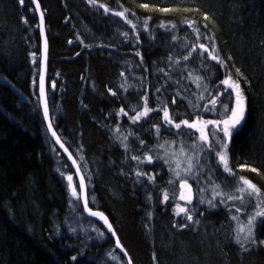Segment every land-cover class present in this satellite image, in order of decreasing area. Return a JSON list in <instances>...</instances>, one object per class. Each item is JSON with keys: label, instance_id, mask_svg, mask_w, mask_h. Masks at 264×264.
<instances>
[{"label": "trees", "instance_id": "trees-1", "mask_svg": "<svg viewBox=\"0 0 264 264\" xmlns=\"http://www.w3.org/2000/svg\"><path fill=\"white\" fill-rule=\"evenodd\" d=\"M39 2L48 23L49 83L52 80L56 82L54 92L51 90V110L69 123L74 134L81 128L91 153L102 159L91 161L90 196L104 205L134 264H152V250L156 249V245L159 264H264V247L259 245L260 241H264L262 223L255 233L256 245L242 251L239 245L229 243L222 236L221 227L229 222L223 208L216 211L202 208L199 211L204 213L203 217L195 216L201 220V226L180 231L173 230L174 220L179 224L181 219L174 217L170 202L168 205L155 204L157 207L151 219L146 212L139 211V203L144 201L140 191L147 190V185L134 186L131 167L123 166L118 157L111 159L107 165V158L112 157L108 152L109 141L104 135L106 119L101 112L106 107L105 102L111 98L122 99L128 115H134L129 110L130 105L141 104L143 91L137 94L135 88H130L124 93L118 87L123 82L119 73L125 72L129 84H135L141 76H149L148 83L152 86L161 83L162 78L154 74L152 62L166 68L167 65L160 61L169 54H186V50L178 43L169 47L166 42H170V36L158 30L157 26L175 22L179 31L174 34L180 38L187 36L194 42L190 29L181 23L185 17L194 19L201 25L202 34L205 31L207 34L214 33L212 43L218 45L220 56L227 62V69H224L210 59L206 60L210 72L215 73L213 81L218 84L225 78L224 73L230 72L234 79H239L247 97L244 126L234 134L229 146L230 165L237 177L243 175L264 189V0H186L184 3L177 0H98L112 11L122 10V5L141 21L151 17L149 29L155 33L154 44H149L143 31L140 36L143 47L139 49L122 42V39L120 42L112 41L116 45L113 49L123 43L126 48L130 45L129 49L121 50L126 57L137 50L143 53L147 73L136 67L130 69L125 63L138 64V57L133 56L134 60L130 61L114 56L112 51L98 49L94 42L96 37L116 39L115 34L107 33L108 23L111 22L103 9H94L86 0ZM144 3L149 5V9L139 7ZM159 7L179 8L180 11L161 13L154 10ZM186 8L192 11L185 12ZM23 13H28L26 19L21 18ZM205 13L208 21L203 20ZM34 17L36 14L29 0H24L23 5L18 0H0V79L6 80L0 83V264H100L102 258L110 259L106 253L114 249L110 236L98 240L67 234L66 219L71 218V205L65 204L64 190L52 170L51 160L54 162L57 152L40 129L41 123L39 125L37 121L39 113L35 111L38 104L35 96L31 95V91L35 90L37 96L32 82L33 79L38 80V75L34 74L39 72V60L34 65L30 53L36 51L38 58L40 55L39 33L32 22ZM66 17L69 18L67 22ZM113 19L111 24L119 26L121 32L132 34L130 26L121 18L114 16ZM129 19L136 22L131 15ZM204 23L208 25L207 30L202 26ZM87 33H91L90 36ZM69 40L73 43L69 44ZM200 42H206L203 36ZM85 45L93 46L86 48ZM81 48L83 52H80ZM90 53L94 86L84 88L80 75ZM198 63L190 61L189 67L194 70V75L199 74L207 80L210 73L200 69ZM236 69L242 76L237 74ZM174 78L179 79V76ZM182 86L187 89L185 94L189 98L199 91L187 79L182 81ZM108 88L117 91L115 98L108 93ZM147 91L149 105L156 104L155 96L159 94L155 93L154 87H149ZM174 94L170 84L164 97L170 104L171 112H182L188 120H193L187 102L177 98L176 104L171 103ZM203 118L218 117L206 114ZM133 165L136 166L135 162ZM163 165L162 161H154L151 165H143L142 171L156 173L159 169L170 177L168 168L165 165L163 168ZM240 165L245 167L241 169ZM100 166L103 169H98ZM252 168L257 171H251ZM121 170L128 175H121ZM155 189L152 193L157 192L158 188ZM92 204L96 207L94 201ZM80 215L90 223L82 210ZM85 251L86 258H81L80 253ZM74 255L77 256L76 262L71 260ZM114 255L126 264L116 251Z\"/></svg>", "mask_w": 264, "mask_h": 264}, {"label": "snow or ice", "instance_id": "snow-or-ice-1", "mask_svg": "<svg viewBox=\"0 0 264 264\" xmlns=\"http://www.w3.org/2000/svg\"><path fill=\"white\" fill-rule=\"evenodd\" d=\"M18 2L23 5L24 0H18ZM177 2L184 3L186 0H177ZM30 3L35 6L34 11L39 15V22L36 27L39 29L40 36L43 37L42 59L38 58L36 51L31 52L30 56L34 65L38 63V60L39 63L46 65L48 40L45 35V13L41 10L39 0H30ZM86 3L94 9H103L105 14L111 13L115 17L121 18L124 23L130 26L131 35L128 31H116L115 35L120 37L122 42H127L137 49L143 47V41L140 39L141 31L146 34V39L149 44H154L156 42L154 31L149 29V20L151 17L141 21L139 17H136L134 12H131L128 8H124L122 5V10L112 11L106 4L98 3V0H86ZM139 7L149 9L147 3L140 4ZM154 10L161 13L180 11L179 8L170 7H159ZM184 11H192V9L186 8ZM129 15L133 16L136 22H134L133 19H129ZM68 19L69 18L66 17L65 22H67ZM203 20H209L207 13L204 14ZM181 23L190 29L192 36L195 37L194 42L189 40L187 36L180 38L174 34L179 31L175 22L170 21L161 23L157 26V29L163 30L170 36V42H166L169 47H175L178 43L182 49L186 50V54L178 56L169 54L166 59L160 61V63L167 65L166 68L158 67L157 62H152L154 74L162 78V82L155 86L146 83L145 76L139 77L135 84H129L125 72L121 71L119 76L123 79V82L118 85L119 89L127 93L130 88H135L137 94L143 91V95L140 96L141 104L139 106L130 105L129 110L134 112V115L129 116L128 111H126L123 106L115 112L117 117L121 115L126 116L133 125L139 124L142 120L147 121L150 113L162 112V125L164 130L173 132L178 139L158 142L156 145L149 147L142 155H130L131 148L128 143L130 136H134L141 148L145 146V141L129 129L122 130L119 124L110 130L115 140H117L119 145L124 149V162L128 160L135 162L136 166L131 173L135 176L134 186L145 187L147 185L154 188L157 187V173L142 171L143 165H151L154 161H163V164L168 166L170 178L167 184L172 187L178 184V192L173 191L170 193L168 189L161 188L162 200L160 203L161 205H168L169 202L174 204L172 213L174 217H179L181 222L177 224L174 220L172 224L173 228L184 230L189 227L201 226V220L199 218L194 219V216L203 217L204 215L203 212L199 211V205H204L206 211H214L218 208H223L228 214L229 222L233 225L231 229V239L235 244L239 245L242 251H248L250 247L255 246L257 243L255 236L257 223L260 222L264 224V189L243 175L237 177L230 165L229 154V146L232 138L234 134L238 133L243 128L246 120L247 97L241 88L239 79H234L230 72L226 71L224 73L225 78L220 80L218 84L213 81L212 77L215 73H211L210 69L207 67V59L215 62L217 67L227 69V62L220 56L219 49L215 43H212L215 39L214 33L207 34L205 31V33L202 34L201 25L194 19L185 17L182 19ZM202 26L207 30V23H204ZM202 36L205 38L206 42H200ZM80 42L82 43V41ZM68 43L71 44L73 41L69 40ZM92 46L93 45H85L86 48ZM100 47H105V45L101 44ZM77 55H79V53H77ZM133 55L139 58V63L133 65L125 61L128 67L130 69L136 67L147 73L148 69L144 64L143 53L137 50ZM229 59H231V57H229ZM190 61L193 63L198 61V67L210 73L207 80L199 74L194 75V70L189 67ZM182 64L183 67H181ZM236 72L238 75L242 76L239 69H236ZM34 75H38L37 100L43 104V117L48 121L47 129L51 132V136L55 138V142L59 144L65 152H68L65 144L61 142L57 131L53 130V121L50 119V109L45 88V73L41 70ZM57 75H59V73H57ZM177 75L179 79L174 78V76ZM185 79L194 83L196 89L199 90L198 93H192L191 98L185 94L187 89L182 86V81ZM32 83L34 86H37L36 79H33ZM170 84L175 93L171 103L176 104L177 98L182 102H187L194 116L193 120L189 121L186 118H180L184 115L183 113H175V115H173L167 102L160 99V96L168 91ZM210 84L211 87L209 86ZM149 87H154L155 93L159 94L155 96L156 108L149 106V95L147 91ZM55 88L56 82L52 80L51 89L53 92ZM107 91L112 97L115 98L117 96V91H114L112 88H108ZM206 114L218 118L205 119L203 117ZM109 115H112V113H109ZM209 126H212L211 129H209ZM182 128L189 132L191 136L190 143L186 142L181 136ZM146 131L158 138L161 135V124H153L151 129ZM80 150V148L77 149L78 152H80ZM68 155L69 159H72V154L68 153ZM210 157L215 159L216 165L222 170V173L235 182L234 189L225 191L221 184L211 179L214 176L215 169L209 167ZM79 159L81 161L85 159L83 154L80 155ZM72 164L77 165L76 173L79 176V191L77 185L73 182V175H67V188L70 197L73 198L69 201L70 205L75 208L79 206L78 202L82 201L83 210L91 217L98 218L99 221L103 222L107 232L110 233L112 237H115L116 248H119L123 251L124 255L128 257L127 264H132L131 257L128 256L127 251L123 249V245L116 236L115 229L109 222L105 213L93 210V208L89 207L90 200L87 195L88 185L86 183V178L81 173V168L77 164L76 159H72ZM244 167L245 165H240L241 169ZM251 171L256 172L257 169L252 168ZM64 175V173H61L62 177ZM121 175L128 174L121 170ZM189 180H192L197 185L196 192L198 195L196 196V205H193L194 191ZM224 184L227 186V181H225ZM202 185H206V187ZM91 199L94 201L95 197L93 196ZM146 199L150 204L152 203L151 193L147 194ZM73 200L77 203H73ZM249 209H251V211H249ZM147 215L148 218L151 219L153 213L148 212ZM93 230L97 232L98 236L104 237V231L95 227H93ZM69 231L74 233L76 229L70 228ZM149 231H151V229H149ZM260 243L264 244V241H260ZM114 252L115 248L106 253V255L111 260L118 261V264H123V262L119 261V256L114 255ZM80 255H83V253H80ZM71 260L76 262L77 256H72ZM153 260L155 261V253H153Z\"/></svg>", "mask_w": 264, "mask_h": 264}, {"label": "bare ground", "instance_id": "bare-ground-1", "mask_svg": "<svg viewBox=\"0 0 264 264\" xmlns=\"http://www.w3.org/2000/svg\"><path fill=\"white\" fill-rule=\"evenodd\" d=\"M30 1V0H29ZM32 5V8L34 9V5ZM41 10H43V7L41 6ZM44 11V10H43ZM27 14L28 13H23V15L21 16V18L23 19H26L27 18ZM36 14V17H34L32 19V22H33V26L36 27V25L38 24L39 22V15L37 13ZM107 17H108V20L109 22H113L114 21V15H112L111 13L110 14H106ZM82 19V18H81ZM111 23H108V27H107V33H110V34H115L117 30H119L121 32V28L117 25H113ZM38 33H39V29L36 27ZM91 33H87V36H90ZM45 35L47 36V40H48V55H47V70L50 69V40L48 38V23H47V18L45 16ZM39 40H40V55H39V59H42V46H43V37L40 36L39 34ZM116 40V42H120L121 38L116 36V39H113V40H109V39H106V38H97L94 39V42L96 43V45L98 46V49L100 51H112L114 56L118 55L119 57H123V59H129L130 61H133L134 58L132 56H128L126 57L125 54L122 53V49L126 48V44H121L118 48H115L113 49L116 45L114 44V41ZM103 44L105 45V47H100V45ZM119 43H117L118 45ZM111 45V46H109ZM131 45V44H130ZM127 46L126 50L129 49V46ZM215 45L218 47V45L215 43ZM83 52V48L80 49V52ZM89 52V51H87ZM133 54V53H132ZM77 55V53H76ZM91 56V57H90ZM87 60L88 62L85 63V69H84V72L81 73L80 75V82L82 83L83 87L84 88H87V87H92L93 83H94V78L92 77V71H91V63L89 62L90 58H92V54H88L87 55ZM43 65L44 64H41L39 63V71L42 70L43 68ZM181 67H183V64L181 65ZM49 71H47V81L45 82V88H46V93H47V97H48V103H49V109H50V119L53 121V130L57 131V134L60 136V139H61V142L65 144V147L68 149V152H65L63 148L60 147L59 144H57L55 142V138H53L51 136V132L48 131L47 129V123L48 121L44 119L43 117V104L42 102H39L37 100V96H38V80H37V86H35V88L37 89V96L35 94V90H32L31 91V95L32 96H35L34 99L35 101L37 102L38 106H37V111L39 113V118H37V121H38V124L40 125L41 123V126L40 129L41 131L43 132V134L45 135V138L46 140L48 141V143H52L54 145V149L56 150L57 152V155L55 154V159H54V162L51 160L52 162V170L53 172L55 173L57 179L59 180L63 190H64V195H65V204L68 205L70 199H73L70 197V193H69V190L67 188V180H66V175L68 174H65L63 177L61 176V173H64V171H68L70 175H73V179L76 180L77 182V189L79 191V187H78V174L76 173L74 167L72 166V159H76L77 160V164L80 166L81 168V173L85 176L86 178V183L88 185V189H87V195L89 197V207L93 208V210H98V211H102L105 213V215L108 217L109 219V222L113 225V228H115L113 222H112V219L111 217L109 216V214L107 213L104 205L99 202L98 200L96 201V199L94 200V203H96V207L93 206V201L91 199V196H90V193H91V189H92V186L89 184V181H90V178H91V175H90V169L91 167L93 166V163L91 161H93L92 159H96V160H102V159H98L95 157V155H93V152L91 153L89 147H87V143L85 142V139L83 138L82 136V130L81 128H78L77 129V133L74 134L71 129L69 128V123H67L64 118L62 116H56L52 110H51V82L49 83ZM6 82L5 79L1 78L0 79V83H4ZM149 82V76L146 77V83ZM166 93V92H164ZM35 94V95H34ZM161 100H164L165 102H167L165 100V97H164V94L162 95V97L160 98ZM123 100L122 99H119V100H114V99H111L109 101H106L105 102V106L104 109H102V113L105 115V122H104V126H105V137L108 139L109 141V148H108V152H109V156H111L112 158H107L108 160V163L107 165H109V162L111 161V159L113 158H117L118 157V160L123 163V166H125L126 168H130L132 169V172H133V169L135 168L133 163L134 161H131V160H128L127 162H124V157H125V152H124V149L119 145V142L117 140H115L114 136H113V133L110 129L114 128L117 124H119L121 126V129L122 130H125V129H129L131 130L133 133H135L136 135H139L141 139H143L145 141V146L143 148H141V146L139 145L138 141L134 138V136H130L129 137V140H128V143L130 145V148H131V152H130V155H142L143 152L147 151L149 147L153 146V145H156L158 142H160V140L150 134L148 131V129H151L152 125L153 124H161V130H163V132L165 131L164 130V127L162 125V120L161 118H159V116L162 115V112L160 113H157V112H153V113H150L149 114V118L147 119V121L145 120H142L137 126H134L132 124V122L126 117V116H119L117 117L115 115V112L121 107L123 106L124 107V104L122 103ZM168 106L170 105L168 102H167ZM150 107H153V108H156V104H153V105H149ZM139 110V109H138ZM109 113H112V115H109ZM154 113H156L154 115ZM176 113H182V112H176ZM175 115V113L173 114ZM131 116V115H129ZM180 118H186V115H183L182 117ZM187 119V118H186ZM191 121V120H189ZM148 133V134H146ZM166 133H170L169 136H171L172 139H177L178 137L173 134V132H168L166 131ZM144 134H146L144 136ZM144 136V137H143ZM81 145H82V148H81ZM80 148V152L77 151V149ZM68 153H71L72 154V159H69V155ZM83 154V156L85 157V159L83 161H81L79 159L80 155ZM210 159V168L212 169H215V175L217 178H220V175L222 174L221 173V169L219 167H217L216 165V162H215V159L214 158H209ZM163 162V161H162ZM88 165V171L86 170V166ZM77 166V165H76ZM102 168L101 166L98 168L100 169ZM163 168L164 165H163ZM103 169V168H102ZM100 171V170H98ZM130 172V173H132ZM156 173H157V178H156V185L158 188L157 189V192L156 193H152V190H156L154 187L152 186H147V190H143V191H140V196L142 197V204L139 203V211L141 210L142 212H146V214H148V212H152L153 213V210L157 207L155 204L159 203L160 204V196H161V192H160V189L161 188H164V187H168L169 185L167 184V181L168 179L170 178L169 176H165V174L163 173V171L161 170H156ZM132 177H135L134 175L131 174ZM131 179V177H130ZM97 179H95L96 181ZM148 193H151L152 195V203L150 204L149 201L146 199V196ZM161 199H162V196H161ZM195 199H193V203H194ZM73 203H77L73 200ZM70 204V203H69ZM79 206L78 207H73V206H70L69 207V215L72 216L73 214L72 213V210H73V213H74V218L73 216L71 218H67L66 221H67V234L68 235H76V236H82L86 239H91V238H95V239H98V240H104L107 238V236H110L111 237V245H113V248H115V251L121 255L126 264H127V259L128 257H126L124 255V253L122 251H120L118 248H116L115 246V238L111 236L110 233L107 232L106 230V226L103 225V222L102 221H99L98 218H95V217H91L89 214H87V212H85L83 210V202L80 201L78 202ZM195 205V204H193ZM142 208V209H141ZM203 207L200 206V208H198L199 210H201ZM81 210L83 211V215L86 216V220L88 222H90L91 225H87L86 227H84L83 225V221H82V218L83 217L82 215H80L81 213ZM81 216V217H80ZM80 218L81 221H82V224L80 222L77 221V219ZM194 219H195V216H194ZM259 225H260V222L257 223V227H256V232L259 228ZM93 227L95 228H99L100 230L104 231L105 232V235L104 237H100L97 235V232L93 230ZM70 228H75L76 231L73 233L71 231H69ZM223 231H221L222 233V236L223 238H226V240L229 242V243H234V241L231 239L232 237V232H231V229L232 227L230 226L228 228L227 225H224L221 227ZM116 230V229H115ZM175 230V228L173 229ZM177 230V229H176ZM177 231H180V230H177ZM174 232V231H173ZM116 233L119 237V234L116 230ZM120 238V237H119ZM120 242L121 244L123 245V249L127 251L128 253V256L131 257V260H132V264H134V261L132 259V256L131 254L129 253L128 249L125 247V245L123 244V242L121 241L120 239ZM260 246L264 247V244L260 243L259 244ZM156 249L152 250V264H159L158 263V260H159V255H158V246L156 245L155 246ZM110 250H108L109 252ZM153 253H155V261L153 260ZM86 254H87V251L84 252V254L82 255L81 258H86ZM116 261L114 260H111V259H108V258H102L101 261H100V264H115Z\"/></svg>", "mask_w": 264, "mask_h": 264}, {"label": "rangeland", "instance_id": "rangeland-1", "mask_svg": "<svg viewBox=\"0 0 264 264\" xmlns=\"http://www.w3.org/2000/svg\"><path fill=\"white\" fill-rule=\"evenodd\" d=\"M171 111V110H170ZM172 113V112H171ZM156 113H154V115H155ZM173 114V113H172ZM159 118H161V120H162V115L161 116H159ZM205 119H211V118H205ZM211 127L212 126H209V129H211ZM211 134V133H210ZM170 135V133L168 134V133H166V131H164L163 132V130H161V135L158 137V139L160 140V142H164V141H173V140H177V139H172L171 138V136H169ZM181 136L183 137V139L186 141V142H191V136H190V134H189V132L187 131V130H185V129H181ZM165 167H167L168 168V166L167 165H165ZM209 167H210V165H209ZM86 170L88 171V165L86 166ZM221 173H222V170H221ZM64 174H68L69 175V172L68 171H64ZM67 176V175H66ZM65 176V177H66ZM217 177H219V176H217ZM216 177V175L214 174V176L211 178V179H213V180H215V182L216 183H219V184H221V186L222 187H224V190L225 191H229V190H231V189H234L235 188V182L231 179V178H229V177H227L226 175H224L223 173L220 175V178H217ZM227 181V186H225V184H224V182L225 181ZM73 182H74V184H76L77 185V182H76V180L75 179H73ZM189 183H191L192 184V187H193V191H194V199H195V201H194V203L193 204H195L196 205V196L198 195V193L196 192V189H197V185L192 181V180H189ZM202 186H205L206 187V185H202ZM167 189H168V191L171 193V192H173V191H177L178 192V184L175 186V187H172V186H168L167 187ZM209 194H210V190H209ZM171 203V202H170ZM181 203H184V202H181ZM172 204V203H171ZM200 206H202L203 208H205V206L204 205H199L198 206V208H200ZM173 207H174V204H173ZM218 209H221V208H218ZM223 210H225V209H223ZM214 211H216V210H214ZM249 211H251V209H249ZM225 212H226V210H225ZM227 213V212H226ZM71 214H73L74 215V213H73V210H72V213ZM72 215V216H73ZM71 216V217H72ZM81 217V216H80ZM74 218H76V217H74ZM82 218V217H81ZM243 218V217H242ZM77 221L78 222H80L81 224H82V221H83V225H84V227H86L87 225H91L90 223H87V222H85L84 221V219L82 218V221H81V219L80 218H78L77 219ZM224 225H227L228 226V228L231 226V227H233V225L230 223V222H227L226 224H223L222 226H224ZM247 247V246H246Z\"/></svg>", "mask_w": 264, "mask_h": 264}, {"label": "water", "instance_id": "water-1", "mask_svg": "<svg viewBox=\"0 0 264 264\" xmlns=\"http://www.w3.org/2000/svg\"><path fill=\"white\" fill-rule=\"evenodd\" d=\"M41 5V4H40ZM34 8H35V6H34ZM38 14V13H37ZM42 52H43V46H42ZM42 70L44 71V73H45V82L47 81V78H46V76H47V63H46V65H43V68H42ZM72 166L74 167V169H75V171H76V165H73L72 164ZM79 179V178H78ZM88 214V213H87ZM115 229V228H114ZM115 232H116V230H115ZM116 236L118 237V235H117V233H116ZM115 238V237H114ZM119 238V237H118ZM119 240H120V238H119ZM119 249V248H118ZM120 250V249H119ZM121 251V250H120ZM123 252V251H122Z\"/></svg>", "mask_w": 264, "mask_h": 264}]
</instances>
